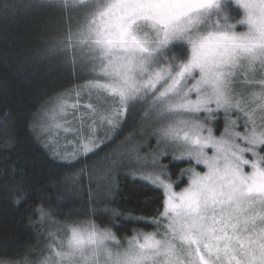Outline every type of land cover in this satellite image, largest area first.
Listing matches in <instances>:
<instances>
[{
	"label": "snow or ice",
	"instance_id": "1",
	"mask_svg": "<svg viewBox=\"0 0 264 264\" xmlns=\"http://www.w3.org/2000/svg\"><path fill=\"white\" fill-rule=\"evenodd\" d=\"M44 7L0 0V20ZM47 7L75 14V23L69 16L68 31L23 55L55 59L71 49L73 63L98 77L88 87L117 99L103 117L109 124L150 101L151 113L166 121L157 145L180 148L207 170L189 169L188 187L177 192L160 163L167 152L153 153L149 164L130 149L141 165L134 180L163 193V232L114 250L113 232L89 224L72 228L58 251L20 264H264V0H55ZM0 58L15 57L6 49ZM221 118L217 136L211 122ZM99 146L90 140L83 148Z\"/></svg>",
	"mask_w": 264,
	"mask_h": 264
},
{
	"label": "trees",
	"instance_id": "2",
	"mask_svg": "<svg viewBox=\"0 0 264 264\" xmlns=\"http://www.w3.org/2000/svg\"><path fill=\"white\" fill-rule=\"evenodd\" d=\"M37 2L46 7L0 20V53L8 49L15 57L7 64L0 58V261L15 263L42 253L48 230L64 234L94 224L123 241L151 232L150 219L163 211V193L134 180L140 173L128 165L141 110L124 113L115 127L87 116L88 97L81 91L92 74L73 63L71 49L55 59L23 55L68 31L69 16L75 23V14L47 7L55 0ZM59 99L69 102L64 126L49 130L45 115ZM90 140L100 146L85 154ZM160 163L177 189L187 185V170L199 167L171 155Z\"/></svg>",
	"mask_w": 264,
	"mask_h": 264
},
{
	"label": "rangeland",
	"instance_id": "3",
	"mask_svg": "<svg viewBox=\"0 0 264 264\" xmlns=\"http://www.w3.org/2000/svg\"><path fill=\"white\" fill-rule=\"evenodd\" d=\"M238 8V7H237ZM239 9V8H238ZM242 14V12H241ZM89 72L92 74V79L95 80L98 77L96 76L95 73ZM85 92V95L88 97V100L86 101V107H87V116L91 117H98L104 122H108L107 119L103 117H108L111 116L112 111L114 108H118V102L116 98H113L110 96L108 93H97V90L95 89H90L88 85L86 86L83 91ZM114 99L116 101H114ZM69 106V102L65 101L63 99L57 100L52 107L50 108L49 112L45 115V126L47 129H59L63 128V122L62 119L63 117L66 116L67 113V108ZM137 109L141 110V116L139 120L137 121L136 126V131L133 137V142L131 147L138 149V154L140 157L144 158V160L150 164L151 159H152V154L153 153H159L160 151H165L167 152V155H171L173 158L177 159H188L187 157H182L181 156V149L177 148L173 145H168L167 147L164 144H160L159 146L157 145V137L155 135L156 129L163 123H166V121H158V118L154 116V114L151 113L150 111V101L145 102L143 100L137 102L136 107ZM63 109V110H61ZM129 111H126L128 113ZM124 114V115H125ZM48 115V116H47ZM203 115V114H202ZM259 113H257L256 118L258 119ZM124 117L118 118L119 123L116 126H120L121 122ZM44 120V119H43ZM89 121V120H88ZM82 123V129L84 124L86 123V120H81L80 124ZM212 127L214 128V133L215 135L219 136L223 131H224V123H223V118H221L218 122L217 121H212ZM75 123L72 125V127H75ZM134 126V127H135ZM43 127V125H42ZM130 148V149H132ZM129 149V155L130 159L128 160V165L134 169V172L140 173V163L136 161L135 157L133 154L130 153ZM208 155H212V150L207 149L206 150ZM251 158V157H249ZM161 159V158H160ZM130 161V162H129ZM195 163V161H194ZM196 164V163H195ZM197 165V164H196ZM199 167H191L189 169H194L196 172H204L207 169L203 165H198ZM189 169L186 172L188 181L187 185L182 187L181 189H177L173 185L174 191H181L182 189L188 187L190 178H191V171ZM250 170V169H247ZM138 174V175H140ZM150 221H153L151 223L154 226V229L151 232H138L134 236H138L140 234H147V233H160L163 232V218L157 217L156 219H150ZM88 224L85 225H79L75 228H86ZM72 228H69L68 231L64 234H61L62 231H56L55 229L52 231H47L45 234L47 237V247L43 249L42 253L38 254L37 257H35L32 261H39L44 259L45 257L49 256L50 254L54 253V251L59 250V245L61 242H66L67 237L70 235V230ZM116 237V236H115ZM131 238H126L123 241L118 239L116 237V240L111 243V247L115 250L117 247L123 249L126 248L128 245V241L131 240ZM15 264H20V263H15Z\"/></svg>",
	"mask_w": 264,
	"mask_h": 264
}]
</instances>
